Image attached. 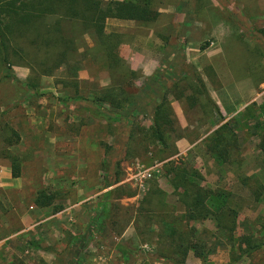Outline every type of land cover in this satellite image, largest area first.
<instances>
[{
  "label": "rangeland",
  "instance_id": "1",
  "mask_svg": "<svg viewBox=\"0 0 264 264\" xmlns=\"http://www.w3.org/2000/svg\"><path fill=\"white\" fill-rule=\"evenodd\" d=\"M155 7L160 15L184 13V24L158 23L159 18L107 20L106 30L119 35L117 50L133 72L126 91L134 93L135 103L128 108L98 99L122 70L95 62L93 54L103 45L89 33L77 40V50L61 66H48L50 75L43 74L48 68L34 74L14 57L2 74L0 158L11 164L10 157L18 158L24 203L23 209L0 211V221L9 223L0 228V237L24 228L21 216L28 211L29 228L19 236L22 240L4 244L24 264H68L58 255L77 235L87 238L80 264H165L156 257L171 246V239L161 235L163 221L187 209L165 178L171 160L198 170L202 178L195 180L202 186L227 190L228 205L239 212L236 239L254 235L262 244L242 254L226 233L215 235L211 220L193 223L208 251L205 264H264V152L259 148L264 135V37L259 33L264 0H155ZM62 27L75 34L72 24ZM190 75L204 80L225 120L196 84L190 86ZM119 88L115 86L117 92ZM164 95L176 114L170 152L145 139L155 105ZM90 108L116 121L109 125L93 117ZM231 118L240 136L239 160L232 164L206 148L210 134ZM134 129L137 141L132 142ZM119 186L133 196L114 200L106 229L97 224L91 232L104 193ZM41 191L54 197L52 205L39 206ZM17 194H10L14 205ZM174 220L183 228L184 219ZM125 245L127 253L120 248ZM186 263L203 264L192 251Z\"/></svg>",
  "mask_w": 264,
  "mask_h": 264
},
{
  "label": "trees",
  "instance_id": "2",
  "mask_svg": "<svg viewBox=\"0 0 264 264\" xmlns=\"http://www.w3.org/2000/svg\"><path fill=\"white\" fill-rule=\"evenodd\" d=\"M160 14L155 7V0H110L108 2L104 0H0V81L3 79L4 71L13 64V57L22 60V63L17 61V64L30 67L34 74L39 68H48L43 72L45 75L52 74V68L49 69L48 66H61L68 59L67 57L77 50L75 49L77 40L89 33L96 37L100 45H103L100 52L93 54L95 62L110 69L122 70L121 76L115 77L114 86L100 93L98 99L116 108H128L135 103L134 93L126 91V86L132 85L133 72L126 67L124 57L117 50L119 35H111L107 32V20L115 18L153 22L159 18ZM52 18H55L53 22H51ZM65 22L74 26L75 34L67 32L62 27ZM259 33L264 37V28H261ZM41 54H43L42 58H40ZM101 56L103 59H99ZM187 79L194 80L190 86L196 84L194 87H197L198 92L205 96L207 104L211 105L213 110L225 120L220 107L210 97L204 80L197 75H190ZM116 85L120 87L121 92L116 91ZM180 85V82L176 83L171 90L179 88ZM88 111L93 117L104 120L109 125L116 121L114 116L98 108H90ZM139 126L141 125L136 124V128ZM176 128L175 110L169 96L164 95L155 105L152 124L147 130L145 139L151 144L160 145L165 152H170L172 148L170 137L172 132L177 131ZM136 133L134 129L130 135L132 142L137 141ZM7 138L5 140L12 144V141ZM206 148L210 154L225 163L232 164L239 160L240 136L233 118L225 121L210 134ZM259 148L264 152V135L261 136ZM10 158L13 176L20 177L18 158L14 156ZM165 178L173 188V193L187 208L184 215L174 217V219L185 220L183 228L177 224V220L175 222L174 219H169L167 223L163 221L165 229L161 235H167L166 237L171 239V246L163 249V252L156 257L163 260L165 264H187L190 251L205 264L208 251L204 243L198 240V228L193 227L192 224L207 220L214 222L216 236L226 233L232 247L237 246L242 254L262 246L260 239L254 235H240L236 239L239 212L228 205L230 193L227 190L210 185L202 186L195 180L202 178L198 170L190 169L183 163L177 164L173 160L168 163ZM125 195L133 196L123 186L104 193L100 213L91 224V232L97 224L106 229L105 219L111 213V207L116 205L114 200ZM38 198L42 200L39 202L41 207L53 204L54 197L46 194L45 191H41ZM168 214L165 213L166 216ZM86 243L85 235L74 236L58 257L68 264H80L83 246ZM120 248L124 253L130 250L126 245ZM7 264L24 263L19 256L14 255Z\"/></svg>",
  "mask_w": 264,
  "mask_h": 264
},
{
  "label": "crops",
  "instance_id": "3",
  "mask_svg": "<svg viewBox=\"0 0 264 264\" xmlns=\"http://www.w3.org/2000/svg\"><path fill=\"white\" fill-rule=\"evenodd\" d=\"M182 15V17L180 16ZM184 18L185 14L176 12V11H165L162 15H160L158 19L159 22H166L167 24H180L179 22H182L184 24ZM199 23L198 25H200ZM23 75L26 77V71L22 72ZM174 110H175V105L172 104ZM24 187V182L22 177H14L13 176V171H12V164L10 160L6 158H0V211L2 209L4 210H9L10 208L12 209H23V197L21 195V191ZM12 192H17V197H16V205L12 202V197L10 194ZM13 206V207H12ZM28 212V211H27ZM25 212L21 216V223L24 225V228L20 227V230L16 231L13 234L6 235V237L2 236L3 238L0 237V262L5 261L7 259V264L10 259L12 258V255H14V251L9 252V247L4 248V244L7 242H14L16 243L17 241H21L22 239L19 238L20 235H22L26 230L29 228L28 226V214ZM9 226V223L7 221H0V228L5 229ZM8 253V254H7ZM2 264V263H1ZM4 264V262H3Z\"/></svg>",
  "mask_w": 264,
  "mask_h": 264
}]
</instances>
